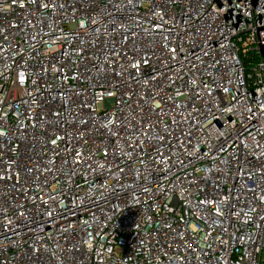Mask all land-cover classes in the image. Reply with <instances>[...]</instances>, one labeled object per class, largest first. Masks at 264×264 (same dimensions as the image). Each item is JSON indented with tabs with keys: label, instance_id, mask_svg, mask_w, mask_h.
Segmentation results:
<instances>
[{
	"label": "built area",
	"instance_id": "built-area-1",
	"mask_svg": "<svg viewBox=\"0 0 264 264\" xmlns=\"http://www.w3.org/2000/svg\"><path fill=\"white\" fill-rule=\"evenodd\" d=\"M264 0H0V264H263Z\"/></svg>",
	"mask_w": 264,
	"mask_h": 264
},
{
	"label": "trees",
	"instance_id": "trees-1",
	"mask_svg": "<svg viewBox=\"0 0 264 264\" xmlns=\"http://www.w3.org/2000/svg\"><path fill=\"white\" fill-rule=\"evenodd\" d=\"M264 264V263H263Z\"/></svg>",
	"mask_w": 264,
	"mask_h": 264
}]
</instances>
